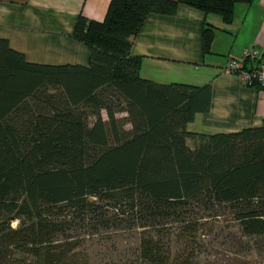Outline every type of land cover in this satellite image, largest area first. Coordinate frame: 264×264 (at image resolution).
Here are the masks:
<instances>
[{"label":"trees","instance_id":"trees-1","mask_svg":"<svg viewBox=\"0 0 264 264\" xmlns=\"http://www.w3.org/2000/svg\"><path fill=\"white\" fill-rule=\"evenodd\" d=\"M253 1L111 0L104 20L77 21L89 66L32 64L0 39V264H73L111 230L138 237L123 264H205L203 226L225 215L222 240L245 255L226 264H264V122L191 131L212 85L144 79L132 53L150 14L186 6L231 23ZM214 33L204 26L205 51ZM173 241L200 251L171 262Z\"/></svg>","mask_w":264,"mask_h":264},{"label":"crops","instance_id":"crops-1","mask_svg":"<svg viewBox=\"0 0 264 264\" xmlns=\"http://www.w3.org/2000/svg\"><path fill=\"white\" fill-rule=\"evenodd\" d=\"M111 0H0V39L40 65L89 66V47L74 36L81 15L105 19ZM214 28L210 50L203 48V28ZM247 47H257L264 62V0L235 7L226 23L217 14H203L182 6L176 16L150 14L139 31L132 53L142 57V78L162 84L212 85L209 112L197 114L191 131L237 132L264 122V89L244 85L224 73L231 58H242ZM191 146L194 141L189 139Z\"/></svg>","mask_w":264,"mask_h":264},{"label":"rangeland","instance_id":"rangeland-1","mask_svg":"<svg viewBox=\"0 0 264 264\" xmlns=\"http://www.w3.org/2000/svg\"><path fill=\"white\" fill-rule=\"evenodd\" d=\"M120 117H124L125 114H120ZM127 127H130L128 124ZM228 216V215H225ZM223 218L219 220L222 229H218V220L215 222L213 220H207V224H204L201 233L205 242L210 241L209 253L199 254L204 260L205 264H226V260L229 258L245 257L241 253H235L236 249L232 248L231 245L223 242V237L219 233V230L228 232L226 226L229 225L228 220ZM205 222L206 220H201ZM17 223L13 226L16 227ZM112 237L108 238L107 237ZM138 237L134 233H129L127 231H116L111 230L104 234H95L83 240L81 246L75 249V259L73 264H123L127 256L132 255L134 247L136 246ZM170 259L169 261L175 262V260L180 259L182 254H198L200 250L194 248V246H187L181 243L171 242L169 244ZM125 258V259H124ZM257 260V259H256ZM255 260V261H256ZM233 264H244L243 262L235 261ZM261 264V263H260ZM263 264V263H262Z\"/></svg>","mask_w":264,"mask_h":264},{"label":"built area","instance_id":"built-area-1","mask_svg":"<svg viewBox=\"0 0 264 264\" xmlns=\"http://www.w3.org/2000/svg\"><path fill=\"white\" fill-rule=\"evenodd\" d=\"M260 58L257 47H247L243 51L242 58H231L226 63L223 71L229 75H236L244 85H258L264 89V62H257L248 66V61H256Z\"/></svg>","mask_w":264,"mask_h":264}]
</instances>
